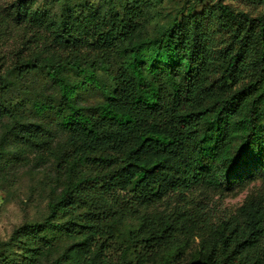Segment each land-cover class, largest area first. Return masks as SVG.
Returning <instances> with one entry per match:
<instances>
[{"label":"trees","instance_id":"trees-1","mask_svg":"<svg viewBox=\"0 0 264 264\" xmlns=\"http://www.w3.org/2000/svg\"><path fill=\"white\" fill-rule=\"evenodd\" d=\"M127 1L124 14L107 25L96 13L59 25L29 0H14L11 6L21 38L11 61L0 58V112L7 111L5 76L14 71L44 69L60 95L57 112L66 138L53 154L66 180L61 191H52L51 219L80 208L104 211L119 197L124 200L122 193L129 204L147 206L194 190L232 191L248 180L249 157L264 162V14L252 16L216 0L215 20L229 38L225 53L203 31L205 11L189 12L188 21L176 22L149 41L148 50L140 44L135 22L147 1ZM242 1L264 7V0ZM45 53L50 59L43 63ZM113 56L111 84H100L97 70L113 64ZM217 56L220 63L214 61ZM249 66L248 83L217 94ZM215 68L219 77L210 81ZM67 69L82 79L71 82L63 76ZM89 85L100 88L103 100L81 106L76 95ZM13 131L26 144L47 145L37 126L15 122ZM99 222L100 217L76 228L101 239L104 225ZM49 226L50 219L31 228L40 233ZM169 227L161 228L160 237ZM190 260L264 264V197L245 201L216 225Z\"/></svg>","mask_w":264,"mask_h":264},{"label":"rangeland","instance_id":"rangeland-1","mask_svg":"<svg viewBox=\"0 0 264 264\" xmlns=\"http://www.w3.org/2000/svg\"><path fill=\"white\" fill-rule=\"evenodd\" d=\"M29 1L33 9L45 12L59 25L70 17L83 18L93 13L107 25L111 18L118 19L129 7L127 0ZM146 1V9H142L141 17L135 20L140 44L145 48L176 22L188 21L191 11H205L203 31L210 34L215 49L225 53L229 47L228 36L215 20L216 0ZM13 2L0 0V32L3 33L0 58L4 61H11L10 52L20 45L21 31L15 29L12 22ZM222 2L252 16L264 14V7L247 6L242 0ZM47 59L49 55L43 54L42 62ZM221 60L218 56L214 58L216 63ZM114 62L113 56V64L97 70L100 84H111L108 74L115 73ZM214 70L210 81H217L219 77L217 68ZM251 75L249 66L233 86L228 87V81L227 86L216 90L217 94L240 89ZM63 76L71 82L82 79L80 73L69 69L63 71ZM5 81L7 111L0 112V264H191V255L198 250L201 239L216 225L234 216L245 201L264 197V162L249 157V178L232 191L219 189L202 193L194 190L182 198L171 197L147 206L129 204L128 196L122 193L124 200L119 197L104 211L80 208L63 211L51 219L48 204L52 191H61L66 180L58 171L53 154V151L59 153L66 138L59 125L61 114L57 112L60 95L42 68L21 74L11 72L5 76ZM102 100V91L93 85L82 88L76 95V102L81 106L97 105ZM43 104L47 107L40 109ZM15 122L26 127L37 126L43 132L41 139L46 141V147L22 142L14 134ZM108 199L113 201V197ZM98 217L99 223L104 225L101 239L76 228L77 223L96 222ZM49 219L51 226L46 230L32 231L31 226L42 225ZM61 223L62 227L57 226ZM166 223L170 227L166 236L160 237Z\"/></svg>","mask_w":264,"mask_h":264}]
</instances>
